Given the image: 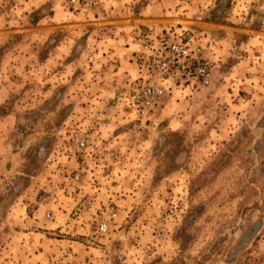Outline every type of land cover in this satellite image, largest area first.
I'll use <instances>...</instances> for the list:
<instances>
[{"label": "rangeland", "instance_id": "374dc122", "mask_svg": "<svg viewBox=\"0 0 264 264\" xmlns=\"http://www.w3.org/2000/svg\"><path fill=\"white\" fill-rule=\"evenodd\" d=\"M114 25L194 37L210 84L129 117L142 81L93 66ZM0 99V264H264V0H0Z\"/></svg>", "mask_w": 264, "mask_h": 264}, {"label": "built area", "instance_id": "2783aa9c", "mask_svg": "<svg viewBox=\"0 0 264 264\" xmlns=\"http://www.w3.org/2000/svg\"><path fill=\"white\" fill-rule=\"evenodd\" d=\"M78 3L79 0H66L69 8H75ZM142 44V60L145 59L139 79L142 81V87L136 93L135 104L132 103L135 116L141 121H147L154 112L160 99L169 90L171 80L202 88L210 84L213 64L204 57V49L194 37L162 41L158 45H154L146 37ZM72 146L76 153H82L86 142L74 139ZM77 178L75 176V179ZM116 218L115 208L106 207L97 222L96 234L100 237L106 236L110 224Z\"/></svg>", "mask_w": 264, "mask_h": 264}, {"label": "crops", "instance_id": "0c3cea01", "mask_svg": "<svg viewBox=\"0 0 264 264\" xmlns=\"http://www.w3.org/2000/svg\"><path fill=\"white\" fill-rule=\"evenodd\" d=\"M108 3H109V1H108ZM114 3H116V1H114ZM146 10H147V8H144L136 17L138 18L141 16H146V12H145ZM56 17H57V14H55L51 20L54 22L56 20ZM73 17H75V16H73ZM138 21H142V20L138 19ZM114 26H116V25H114ZM114 28L115 27H110L109 32L111 31V35H109V40L107 42H97L95 50H100L101 48L103 49L102 54H101L102 59L96 60L95 62H93V66L100 67L102 69V67H104V68L107 67V64L112 65V63L118 62L122 66V69H124L123 74H122L123 78L132 79V81L135 80L136 78L140 79L142 76V74H141L142 70L138 71V68L142 69V64H140L139 61L143 59V57H141L143 53L141 50H139V45L137 44L139 41L135 40L130 35V33L126 27L121 28V26H118V27L116 26V28L115 29ZM134 28L137 29L138 32H143V31H145L146 28H149V27L144 25V24H138V25L136 24L134 26ZM116 30L117 31L119 30L120 32L122 31L123 32L122 35H119L118 33H116L117 32ZM114 31H116V32H114ZM135 36H137V33L135 34ZM185 39H182V40H185ZM129 40H135L136 42L132 43V42H129ZM210 49L214 50V54L217 53V51L215 50L214 47L211 48V46H210V48L208 50H210ZM112 72H113V70H112ZM139 73H140V75H139ZM175 83L176 82H174V80H171L170 88L173 89V92L176 89H180V90H177V93H179V95H181L182 98L191 96V97H193V98H191L192 99L191 102H193L196 98H198L199 96L202 95L201 94L202 89H203L202 87L191 86V85L175 86ZM182 87H183V89H182ZM133 98H131V100ZM186 101L188 103V101H190V99H188ZM0 102H1V99H0ZM125 102H126V100H125ZM171 103H172L171 101L169 103H167L164 106V108L161 110L162 116H168L167 114H169V112H170L169 108H171ZM127 108L129 109L128 106H127ZM127 115L129 117L133 116L135 118V112L133 110L128 111ZM38 211H39V209L37 210V212Z\"/></svg>", "mask_w": 264, "mask_h": 264}, {"label": "trees", "instance_id": "16d2710c", "mask_svg": "<svg viewBox=\"0 0 264 264\" xmlns=\"http://www.w3.org/2000/svg\"><path fill=\"white\" fill-rule=\"evenodd\" d=\"M225 12H223L220 8L214 9L209 12V22L214 24H221L223 22Z\"/></svg>", "mask_w": 264, "mask_h": 264}, {"label": "flooded vegetation", "instance_id": "af4514ba", "mask_svg": "<svg viewBox=\"0 0 264 264\" xmlns=\"http://www.w3.org/2000/svg\"><path fill=\"white\" fill-rule=\"evenodd\" d=\"M263 200V199H262ZM251 228V227H250Z\"/></svg>", "mask_w": 264, "mask_h": 264}]
</instances>
